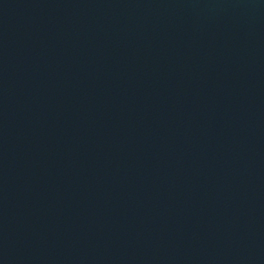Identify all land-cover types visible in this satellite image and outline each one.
<instances>
[{
	"label": "water",
	"instance_id": "1",
	"mask_svg": "<svg viewBox=\"0 0 264 264\" xmlns=\"http://www.w3.org/2000/svg\"><path fill=\"white\" fill-rule=\"evenodd\" d=\"M0 264H264V0H0Z\"/></svg>",
	"mask_w": 264,
	"mask_h": 264
}]
</instances>
